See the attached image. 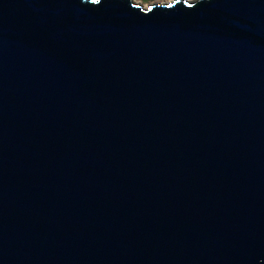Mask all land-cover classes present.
<instances>
[{
  "label": "water",
  "instance_id": "1",
  "mask_svg": "<svg viewBox=\"0 0 264 264\" xmlns=\"http://www.w3.org/2000/svg\"><path fill=\"white\" fill-rule=\"evenodd\" d=\"M0 264H264V0H0Z\"/></svg>",
  "mask_w": 264,
  "mask_h": 264
},
{
  "label": "rangeland",
  "instance_id": "2",
  "mask_svg": "<svg viewBox=\"0 0 264 264\" xmlns=\"http://www.w3.org/2000/svg\"><path fill=\"white\" fill-rule=\"evenodd\" d=\"M138 3H141L142 5H144V7H147L149 5H154V4H165V3H169L173 0H135ZM189 1H197V0H189Z\"/></svg>",
  "mask_w": 264,
  "mask_h": 264
}]
</instances>
